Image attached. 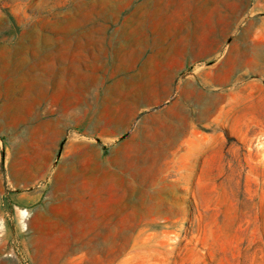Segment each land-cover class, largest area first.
Instances as JSON below:
<instances>
[{
  "label": "rangeland",
  "instance_id": "rangeland-1",
  "mask_svg": "<svg viewBox=\"0 0 264 264\" xmlns=\"http://www.w3.org/2000/svg\"><path fill=\"white\" fill-rule=\"evenodd\" d=\"M0 264H264V0H0Z\"/></svg>",
  "mask_w": 264,
  "mask_h": 264
},
{
  "label": "crops",
  "instance_id": "crops-1",
  "mask_svg": "<svg viewBox=\"0 0 264 264\" xmlns=\"http://www.w3.org/2000/svg\"><path fill=\"white\" fill-rule=\"evenodd\" d=\"M125 28H122L121 32H118V39H122V33H124ZM121 35V37H120ZM182 54V52L179 53V55ZM27 77L30 78H35L36 75H26ZM218 79L214 77V81L213 83H217ZM191 85L190 80L186 79L183 82V87H187ZM167 88V87H166ZM168 89V88H167ZM246 97L245 99L250 98L251 100H253V96L254 93L250 92L249 94H237V92L234 89L228 88L227 90L223 91V92H218V93H214V101L212 104V112L213 113H220L222 111L228 110V111H232L234 110L235 107V103H236V98L237 97ZM160 99V95L156 94L153 97V100H158ZM250 110L253 111L254 107H250ZM202 111H204V109L202 108ZM155 138L156 140H158V144H160L162 141H160L161 138H166L165 141L163 142H167L168 144H180L186 140H183V136H182V132H180V127H176V131H174V128L172 126H168V127H162L159 125H156L155 127ZM196 131V130H195ZM176 137L177 140L173 141V138ZM23 212V216L27 215L26 211H22ZM80 214L85 216V210L81 209L80 210ZM43 223L39 220H36L34 222H32L31 224V231H32V236H46V234L43 232L44 228H43ZM61 224H65V223H61ZM48 236V235H47ZM58 236H64L62 238H60V240L64 241V243H62V245L60 246L61 249H64L65 251V256H69V249H70V244H69V239L70 237L69 234L67 232L61 233Z\"/></svg>",
  "mask_w": 264,
  "mask_h": 264
},
{
  "label": "bare ground",
  "instance_id": "bare-ground-1",
  "mask_svg": "<svg viewBox=\"0 0 264 264\" xmlns=\"http://www.w3.org/2000/svg\"><path fill=\"white\" fill-rule=\"evenodd\" d=\"M19 63H21V62L19 61ZM22 64H24V62H22Z\"/></svg>",
  "mask_w": 264,
  "mask_h": 264
}]
</instances>
